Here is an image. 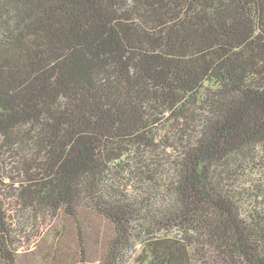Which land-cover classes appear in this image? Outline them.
I'll list each match as a JSON object with an SVG mask.
<instances>
[{
  "label": "trees",
  "instance_id": "16d2710c",
  "mask_svg": "<svg viewBox=\"0 0 264 264\" xmlns=\"http://www.w3.org/2000/svg\"><path fill=\"white\" fill-rule=\"evenodd\" d=\"M63 217L79 264H264V0H0V264Z\"/></svg>",
  "mask_w": 264,
  "mask_h": 264
},
{
  "label": "rangeland",
  "instance_id": "374dc122",
  "mask_svg": "<svg viewBox=\"0 0 264 264\" xmlns=\"http://www.w3.org/2000/svg\"><path fill=\"white\" fill-rule=\"evenodd\" d=\"M93 223L96 226H98L100 230L102 229L108 232L107 231L108 227L106 226L105 222L101 220L96 221L95 219H93ZM87 224H90V223H87ZM35 226L30 227L29 229L30 233H33L35 231L34 229ZM73 226L74 225L69 223L65 217L61 219H57L55 223L53 224V226L50 229L46 230V233L43 237L44 240L39 245V247L41 248H39L40 250H38L37 254L43 258L44 254H46L47 252L49 253V251H52L53 250L52 247L54 245H58L60 242V245L62 244V247L60 249L61 252L65 251L67 255V264H79L80 261H82L81 253H80V246H79L80 244L78 242L79 240H77V230L74 228L75 226L74 227ZM138 252L139 254L142 252L140 248ZM94 257L95 255L91 254L89 256V261L91 262V259L94 261ZM133 262L134 261H131L130 264H136Z\"/></svg>",
  "mask_w": 264,
  "mask_h": 264
}]
</instances>
